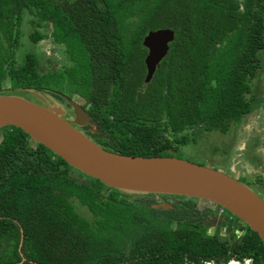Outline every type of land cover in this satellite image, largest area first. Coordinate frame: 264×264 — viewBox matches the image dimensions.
Returning a JSON list of instances; mask_svg holds the SVG:
<instances>
[{
	"label": "trees",
	"instance_id": "obj_1",
	"mask_svg": "<svg viewBox=\"0 0 264 264\" xmlns=\"http://www.w3.org/2000/svg\"><path fill=\"white\" fill-rule=\"evenodd\" d=\"M222 1L188 0L191 26L203 30L187 34L185 48V0H89L76 6L74 21L56 28L67 59L42 69L36 51L25 53L22 62L15 55L21 18L40 11L59 24L64 16L55 1L0 0V94L32 88L64 102L62 94H77L90 115L85 134L96 143L125 155L178 156L181 146L205 132L226 133L255 104H264L258 81L264 79V0L251 9L250 23H237L235 5L225 20ZM159 27L172 28L175 38L145 83L142 38ZM157 195L110 187L21 128L3 126L0 264L19 262L22 234L23 264H207L233 255L264 264L262 241L249 227V238L228 251L227 240L207 233L210 224L202 219L208 208L196 206L197 198L175 195L172 207L163 209L153 206Z\"/></svg>",
	"mask_w": 264,
	"mask_h": 264
},
{
	"label": "water",
	"instance_id": "obj_2",
	"mask_svg": "<svg viewBox=\"0 0 264 264\" xmlns=\"http://www.w3.org/2000/svg\"><path fill=\"white\" fill-rule=\"evenodd\" d=\"M174 38L170 27L148 30L143 36L145 83L152 79ZM13 91L0 94V128H21L73 168L121 191L195 197L208 201L214 209L220 205L255 231L264 245V197L244 180L178 156L114 152L76 128L90 124L89 113L76 101L72 105L64 96L71 104V109H65L49 103L47 92L32 88ZM153 206L168 209L171 204L165 201Z\"/></svg>",
	"mask_w": 264,
	"mask_h": 264
},
{
	"label": "rangeland",
	"instance_id": "obj_3",
	"mask_svg": "<svg viewBox=\"0 0 264 264\" xmlns=\"http://www.w3.org/2000/svg\"><path fill=\"white\" fill-rule=\"evenodd\" d=\"M35 44L36 47L29 41L27 34L21 37L20 45L15 53L18 56L19 62H22L25 53L36 51L39 57L40 68L42 69L51 64L59 65L61 63L63 55L59 53L58 49L51 46L49 41ZM53 56H60L61 59H55ZM258 81L261 85V90L264 91V79L262 80V76L258 77ZM258 81L256 79L253 80L254 83ZM13 92L11 91L10 93ZM61 96L67 97L65 94ZM72 96V98H69L72 105L75 104V101L78 103L83 102V99L77 94H73ZM47 97L49 103L61 104L64 108L71 109L69 102H64L61 98H57L49 93H47ZM259 103V105L255 104L253 106L250 114L243 122L231 125L229 131L226 133L218 131L205 132L195 142L181 146L177 155L181 158L227 172L231 176H241L240 178L246 179V181L253 178L254 180L256 178L264 180V104H262L263 101ZM76 128L85 134L84 126H76ZM250 186L259 192L261 196L263 195L264 189L254 184L253 181ZM164 195L165 198H169L168 200L174 197L172 198L173 202L177 198L175 195ZM195 201L198 207L206 205L203 199H195ZM158 202L162 203V201ZM75 205L80 204L75 201ZM79 210L87 217H90V213L86 207L80 205ZM217 214L221 215L220 213Z\"/></svg>",
	"mask_w": 264,
	"mask_h": 264
},
{
	"label": "flooded vegetation",
	"instance_id": "obj_4",
	"mask_svg": "<svg viewBox=\"0 0 264 264\" xmlns=\"http://www.w3.org/2000/svg\"><path fill=\"white\" fill-rule=\"evenodd\" d=\"M54 1L56 3L57 10L64 16L61 19V21L59 22V24H57L55 22H50L46 18V15H45L46 12H40L39 11V14L36 13L35 18H29L28 13H25V14H23V17L21 18L22 24H23V30H24L21 37H23V36H25V34H27L29 41L35 47H36L35 43H39V42H43V41H49L51 46L58 49L59 53H61V55H63L62 59L60 58V56H56V57L53 56V58H55V59H57V58L61 59V63L59 64V65H61L64 63L65 59H67L68 53H67L66 46L60 42H57V40H56V37H55L56 28L58 30H61L68 23V21H74V13L77 10L76 6L77 5L81 6V4H84L86 6V4L89 3V0H54ZM249 1L247 3H245V0H223L222 4L225 5L227 12L222 17L225 20H230L232 18L230 10L233 11L234 5H235L237 11L240 14V16H239L240 18L238 20H236L237 23H241V18L242 19L244 18V21L247 20L248 23H250L249 18H251V14H250L251 9H254L255 11H257L260 7V4H262L264 2L261 3L260 0H255V3L251 6H249ZM188 3H189L188 0H185V2L183 4L184 13H183L182 24H181L182 34H184L183 35L184 36V42L183 43L185 45V48L189 42L186 40L187 34L193 33V31L196 34V33H200L203 30L202 25L199 27H196V28H193L191 26V22H190L191 14L189 11V4ZM197 13H198V11H197ZM218 15H223V14L219 13L216 16H218ZM247 26H248V24H247ZM31 32H35V33L39 32L38 34H41V35L36 40H32L29 37V34ZM50 66H55V64H51ZM263 174H264V172H263ZM263 174L261 173V175H263ZM235 177L239 178L241 180H244L249 185L253 181L254 184H256L259 187L264 189V180L257 179V178L254 180V178H253L252 180L248 181V179H247V181H246V179L240 178L241 176L236 175ZM262 196L264 197V192H263ZM155 198L157 199V201L169 202L171 204V207H172V203H173L172 198H174V197H172V198H170V200H168L169 198H165V195L161 194V195H157ZM198 199L199 198H197V200ZM205 202H206L205 206H202V207L199 206V207L201 209H204V211L208 208L206 210L207 212H206L205 220L202 219V222L205 221L207 224H210L208 226V228L206 229V231L208 234H211V235L216 233L218 235L219 239L227 240L228 243H227L226 247H227L228 251L231 250L230 248H231L233 243L237 244V243L245 241L246 239L249 238L248 237V235H249V233H248L249 232V228H248L249 226L248 225H246L244 222H242L240 219H238V217H236L234 214H232L231 212L226 210L224 207L219 205V206H217L216 209H214L208 205V201L205 200ZM217 213H220L221 215H218ZM217 216H219V217H217ZM221 223H224V224H221ZM21 232H23V231H21ZM22 244H23V234L20 237V242L18 244V251L20 254V260L16 264H23V262L26 260L25 256L23 255V253L21 251ZM36 245H38V244L36 243ZM259 258L262 259V254H259ZM206 263L207 264H253L254 258L250 257V256H243L241 259H237L233 255L230 258H228L227 261H220V262L216 263L213 259H211L209 261H206ZM263 263H264V260H263ZM182 264H190V263L184 262Z\"/></svg>",
	"mask_w": 264,
	"mask_h": 264
},
{
	"label": "clouds",
	"instance_id": "obj_5",
	"mask_svg": "<svg viewBox=\"0 0 264 264\" xmlns=\"http://www.w3.org/2000/svg\"><path fill=\"white\" fill-rule=\"evenodd\" d=\"M68 97V96H67ZM69 98V97H68Z\"/></svg>",
	"mask_w": 264,
	"mask_h": 264
}]
</instances>
